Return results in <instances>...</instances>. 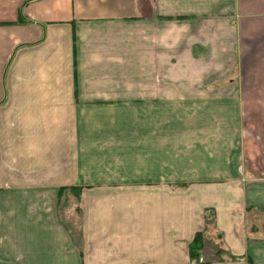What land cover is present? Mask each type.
Masks as SVG:
<instances>
[{"label": "crops", "instance_id": "crops-1", "mask_svg": "<svg viewBox=\"0 0 264 264\" xmlns=\"http://www.w3.org/2000/svg\"><path fill=\"white\" fill-rule=\"evenodd\" d=\"M210 212L264 264V0H0V264H197Z\"/></svg>", "mask_w": 264, "mask_h": 264}, {"label": "trees", "instance_id": "trees-1", "mask_svg": "<svg viewBox=\"0 0 264 264\" xmlns=\"http://www.w3.org/2000/svg\"><path fill=\"white\" fill-rule=\"evenodd\" d=\"M76 188H72L71 190L76 192ZM63 192V189L60 190V195ZM206 220V228L202 232H198L195 237L193 242L190 245L189 253H190V258L192 261H194L197 264H205L201 262V255L202 251L204 248V241L206 239V232L211 229L214 226V214L210 212L207 216H205ZM222 252H218V255H221Z\"/></svg>", "mask_w": 264, "mask_h": 264}, {"label": "rangeland", "instance_id": "rangeland-1", "mask_svg": "<svg viewBox=\"0 0 264 264\" xmlns=\"http://www.w3.org/2000/svg\"><path fill=\"white\" fill-rule=\"evenodd\" d=\"M70 208H68V209H70ZM62 217L66 218V221L69 222V228H70L71 234L74 235V236H76V234H74V233L76 232L75 226H77L78 214H76V213L73 212V217L70 218V217L67 216V210H63Z\"/></svg>", "mask_w": 264, "mask_h": 264}]
</instances>
